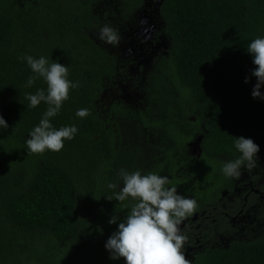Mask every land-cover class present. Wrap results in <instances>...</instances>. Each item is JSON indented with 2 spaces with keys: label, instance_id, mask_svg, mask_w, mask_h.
<instances>
[{
  "label": "trees",
  "instance_id": "16d2710c",
  "mask_svg": "<svg viewBox=\"0 0 264 264\" xmlns=\"http://www.w3.org/2000/svg\"><path fill=\"white\" fill-rule=\"evenodd\" d=\"M151 1L166 47L130 73L135 61L122 45L144 0H0V116L8 124L0 128V264H126L105 247L136 203L115 199L121 170L145 158L142 174L167 176L179 194L213 204L237 178L221 187L209 170L241 155L237 138L264 149V99L252 95L258 66L247 51L264 37V0ZM105 24L118 30V45L99 39ZM132 43L140 47L137 37ZM26 55L68 66V79L79 85L50 119L57 130L78 128L59 152L27 149L48 106H29L28 95L47 92V83L39 77L28 86L36 74ZM84 108L90 114L78 117ZM199 230L181 229L182 251L208 239ZM188 260L264 264V231L203 245Z\"/></svg>",
  "mask_w": 264,
  "mask_h": 264
},
{
  "label": "clouds",
  "instance_id": "9594fccd",
  "mask_svg": "<svg viewBox=\"0 0 264 264\" xmlns=\"http://www.w3.org/2000/svg\"><path fill=\"white\" fill-rule=\"evenodd\" d=\"M99 39L109 45H118L121 37L117 29L105 24L99 29ZM247 51L252 54L253 62L258 66L252 72L257 78L252 95L254 98L264 99L260 91L264 87V37L252 40L247 45ZM23 59H26L28 66L36 74L29 77L28 86L31 87L39 77L47 83V92L39 89L27 97L30 107L34 108L41 102L48 106L39 125L30 132L31 138L26 141L27 149L31 153H43L45 150L59 152L64 147L65 140L74 138L78 128L73 125L57 130L50 119L60 112L63 102L69 98L70 89L79 85L68 79V66L55 61L50 64L43 56L36 59L26 55ZM245 82H248L247 78ZM89 114L87 108L76 112L80 118ZM0 128H8L2 116ZM235 147L241 155L225 163L222 169L225 176L230 178H239L242 167L249 170L256 167L260 151L259 145L243 136L237 138ZM120 176L123 187L115 199L124 202L132 198L136 203L128 211L124 222L119 223L118 230L106 242L105 247L110 251L111 259L123 257L126 264H191L182 251L187 237L181 234L179 226L196 211V199L179 194L174 186L168 187L170 181L167 176L153 172L142 174L139 170L129 172L126 169L121 170ZM108 187L115 188L116 185L110 183ZM118 219V216H113L109 223L115 224Z\"/></svg>",
  "mask_w": 264,
  "mask_h": 264
},
{
  "label": "rangeland",
  "instance_id": "374dc122",
  "mask_svg": "<svg viewBox=\"0 0 264 264\" xmlns=\"http://www.w3.org/2000/svg\"><path fill=\"white\" fill-rule=\"evenodd\" d=\"M153 2L154 1L151 0L148 1L144 0L143 10H140V16L137 19L138 25H135L126 33L128 40L122 45V50L127 54V56L130 59L135 61V63L133 62L129 68L130 73H133L135 70H137L138 63L140 62L146 63L147 61H150V59H152V57L154 56L153 54L156 51H159L162 47H166L165 44H163L165 43V40L162 39L161 25L157 24L156 16L157 15L159 16V14H157V8L152 7ZM157 36L159 39L156 38ZM136 37L140 47H136L132 43ZM129 49H131L132 51H130ZM123 80L128 82L126 78H123ZM193 146L194 147L197 146V141L193 142ZM257 155L258 156L256 158L257 159L256 167L259 172L256 175L258 176V178L264 181V151L260 150ZM222 159L226 160V157H222ZM129 162L130 160L127 163ZM144 162H145V158L139 161H135V165L131 168V172L137 171L139 169L138 167L141 166ZM125 169L127 170V167ZM222 169L223 168L221 166H215L211 168V170H209L210 171L209 175L213 179L212 183L214 180H217V183L221 187H225L226 185L229 184V181L232 178L230 177L224 178L225 174L223 173ZM252 178H253L252 173L249 175H244V173H241L240 177L238 178V181H241L243 179V181L246 182V186L244 188H240L239 186L237 187L235 182L234 190H233L234 193L233 194L228 193L226 190H223L222 200L225 199V202H227V201H233L234 198H244V195H242L241 193L245 191L246 187H249L250 185L249 183H252L254 181ZM190 187L195 191L198 189L195 185L190 184ZM201 190L205 192L204 186L200 187V192ZM263 196L264 194L258 196L259 198H256V201L257 199L260 200ZM199 198L202 199L201 197ZM256 201L252 204L250 209H248V212H242L241 214H239L237 210L235 214H237L238 216L237 218L234 219V223L233 221L231 223V221L226 218L215 220L214 225L210 223V228L205 232L206 234L204 235V238L208 237V239H214V242L213 243H208L205 241H201V242L203 244H213L216 246L217 245L220 246V244L224 245L228 243L230 240H234V239L249 240L258 237V235L255 237L254 235L259 233V230L264 231V221H263L264 218H262V221H258L257 219L253 220L252 212H253V208L256 206ZM256 213L260 214L261 217L264 216V202L257 207ZM251 228L253 230H250ZM224 233H228L234 236L231 237L225 235ZM201 242H196L195 245L203 246Z\"/></svg>",
  "mask_w": 264,
  "mask_h": 264
},
{
  "label": "flooded vegetation",
  "instance_id": "af4514ba",
  "mask_svg": "<svg viewBox=\"0 0 264 264\" xmlns=\"http://www.w3.org/2000/svg\"><path fill=\"white\" fill-rule=\"evenodd\" d=\"M260 150L264 151V149H260ZM234 159L236 158H233V160ZM240 170H241V173H244V175H249L252 173L253 175L252 179L254 180L252 183H249L250 184L249 187H246L245 191L241 193L242 195H244V198H234L233 201L225 202V199L222 200L223 190H226L228 193L233 194L234 185H233L232 191L222 188L220 189L219 195L217 196V201L214 202L213 204H207L201 199L199 204H202V205H198L200 206V208H198V210H196L191 216H188L182 222L180 226V230L186 225L190 226L194 224V225H197V227L201 228L202 232L199 230V233L201 234L202 237H204V235L206 234L205 232L209 230L210 228V223L214 225L215 220L226 218L230 220L231 223L232 221L234 223V219L237 218L238 216L237 214H235L237 210L239 214H241L242 212H248V209H250L252 204L256 201V198H259L258 196H261L262 194H264V181L258 178V176L256 175L259 172L257 167H254L250 170L247 169L246 167H242ZM175 173L177 174V169L175 170ZM186 177L190 178L191 173H188ZM242 181L243 179L241 181H238V178H237V181L235 180L237 187L239 186L240 188H244L246 186V182L245 181L242 182ZM168 187H171V186H168ZM175 187L177 188V184L175 185ZM178 190L181 191L180 184L178 186ZM190 196L191 194H188L186 197L190 198ZM263 202H264V196L260 200L257 199L256 206L253 208V212H252L253 220L257 219L258 221H262V218H264V217H261L260 214L256 213L257 207ZM208 222L209 224L207 225ZM250 230H253V229L251 228ZM260 233L261 231L259 230V233L254 235V237ZM224 234L231 236V237L234 236L228 233H224ZM203 241L208 242V243H213L214 239H207ZM228 243L224 244L223 246H226ZM202 245H213V244H203L202 243ZM201 248L202 246H196L195 244L188 246L187 244L185 247L186 252H184L186 259L193 260L194 254L196 253L197 249H201Z\"/></svg>",
  "mask_w": 264,
  "mask_h": 264
}]
</instances>
